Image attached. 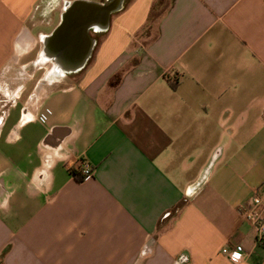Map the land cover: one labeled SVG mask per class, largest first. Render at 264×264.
<instances>
[{
    "label": "crops",
    "instance_id": "1",
    "mask_svg": "<svg viewBox=\"0 0 264 264\" xmlns=\"http://www.w3.org/2000/svg\"><path fill=\"white\" fill-rule=\"evenodd\" d=\"M75 1L115 0H0V264H264L242 215L264 210V0L153 21L157 0H118L52 88L42 39Z\"/></svg>",
    "mask_w": 264,
    "mask_h": 264
},
{
    "label": "water",
    "instance_id": "2",
    "mask_svg": "<svg viewBox=\"0 0 264 264\" xmlns=\"http://www.w3.org/2000/svg\"><path fill=\"white\" fill-rule=\"evenodd\" d=\"M118 9V0L106 4L84 1L66 4L57 27L42 39V57L54 62L58 74L79 72L94 47L90 32L105 31L111 14Z\"/></svg>",
    "mask_w": 264,
    "mask_h": 264
},
{
    "label": "built area",
    "instance_id": "3",
    "mask_svg": "<svg viewBox=\"0 0 264 264\" xmlns=\"http://www.w3.org/2000/svg\"><path fill=\"white\" fill-rule=\"evenodd\" d=\"M80 175L82 180L93 176V169L87 162L82 163ZM242 215L244 220L252 226L256 243L264 244V210L261 207L260 198L253 197L248 204V208H243ZM221 253L233 264H240L244 260V251L241 247H235L232 250L225 248Z\"/></svg>",
    "mask_w": 264,
    "mask_h": 264
},
{
    "label": "rangeland",
    "instance_id": "4",
    "mask_svg": "<svg viewBox=\"0 0 264 264\" xmlns=\"http://www.w3.org/2000/svg\"><path fill=\"white\" fill-rule=\"evenodd\" d=\"M167 1L168 0H165V3ZM157 14L158 13H154L152 15V18L150 20L153 21L154 20V17ZM150 23L154 24V22H150ZM149 26L151 27V25H149ZM41 62L44 65L42 67L43 69L39 71L38 76H42L43 75V79L44 80H50L52 82H55V83H53L52 88L57 87V86L67 85L68 83H71L72 82V79L74 77L73 75L66 76L64 81H61V82L57 81V80H59V79H57L58 78V73H56V71L54 70V66H52V64L50 62H46L44 60H42ZM13 69H15V68L14 67H10V69H9L10 70V73L12 75L17 74V71H15ZM18 82H15L16 85H17ZM5 83H7L6 80L0 78V116H1L2 112L9 105V101H8V98L9 97H8V95H6L7 88L5 86ZM10 91H13V90H10Z\"/></svg>",
    "mask_w": 264,
    "mask_h": 264
},
{
    "label": "trees",
    "instance_id": "5",
    "mask_svg": "<svg viewBox=\"0 0 264 264\" xmlns=\"http://www.w3.org/2000/svg\"><path fill=\"white\" fill-rule=\"evenodd\" d=\"M172 3L173 0H168L166 3L165 0H157L152 8V11L158 13L154 18L156 19L157 17H159V15L167 10L172 5ZM117 78H119V76Z\"/></svg>",
    "mask_w": 264,
    "mask_h": 264
}]
</instances>
